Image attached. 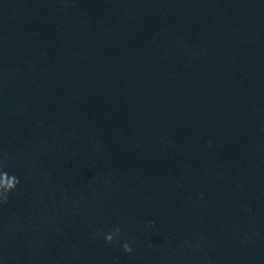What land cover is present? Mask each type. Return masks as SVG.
<instances>
[{
    "label": "water",
    "instance_id": "water-1",
    "mask_svg": "<svg viewBox=\"0 0 264 264\" xmlns=\"http://www.w3.org/2000/svg\"><path fill=\"white\" fill-rule=\"evenodd\" d=\"M4 173L0 264H264V0H0Z\"/></svg>",
    "mask_w": 264,
    "mask_h": 264
},
{
    "label": "clouds",
    "instance_id": "clouds-1",
    "mask_svg": "<svg viewBox=\"0 0 264 264\" xmlns=\"http://www.w3.org/2000/svg\"><path fill=\"white\" fill-rule=\"evenodd\" d=\"M17 183H18V180L15 177H9L7 175V173H4L2 176H0V191H2V192L11 191L12 189L15 188ZM150 223H153V222H150ZM106 239H107L108 242H112L113 236L112 235H108L106 237ZM124 250L126 252H130L131 248L129 247L128 244H125L124 245Z\"/></svg>",
    "mask_w": 264,
    "mask_h": 264
}]
</instances>
